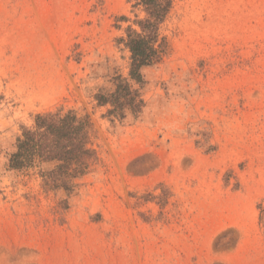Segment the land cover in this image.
Wrapping results in <instances>:
<instances>
[{"label":"rangeland","instance_id":"obj_1","mask_svg":"<svg viewBox=\"0 0 264 264\" xmlns=\"http://www.w3.org/2000/svg\"><path fill=\"white\" fill-rule=\"evenodd\" d=\"M135 3L0 0V264H264V0H173L168 53L100 105L129 77ZM60 109L99 156L70 193L8 168Z\"/></svg>","mask_w":264,"mask_h":264},{"label":"trees","instance_id":"obj_2","mask_svg":"<svg viewBox=\"0 0 264 264\" xmlns=\"http://www.w3.org/2000/svg\"><path fill=\"white\" fill-rule=\"evenodd\" d=\"M135 1V6H141L146 16L137 20L140 29L128 26L121 38L130 51L129 77L123 79L125 84L117 83L114 92L97 93L95 97L100 105L114 104L111 97L115 95L117 98L130 95L129 81L142 82L143 69L160 63L168 53V39L160 30L173 0ZM89 128L88 116H81L74 110L38 114L34 125L23 127L16 138L14 149L8 154V168L26 171L40 167L45 183L56 184L70 193L75 182L87 176L99 160ZM46 165L52 169L43 170Z\"/></svg>","mask_w":264,"mask_h":264},{"label":"bare ground","instance_id":"obj_3","mask_svg":"<svg viewBox=\"0 0 264 264\" xmlns=\"http://www.w3.org/2000/svg\"><path fill=\"white\" fill-rule=\"evenodd\" d=\"M43 83H44V82H43ZM25 84H27V83H25ZM41 85H42V84H40V86H41ZM20 87H21V86H20ZM22 91H23V90H22ZM22 91H21V92H22ZM45 91H46V90L43 89V88L40 89V92H41V93H44ZM49 92H50V91H49ZM30 93H31L32 95H37V94H34L33 92H30ZM54 94H55V93H54ZM26 96H27V95H26ZM25 98H26V97H25ZM43 98H44V97H43ZM46 98H47V97H46ZM46 98H45V99H46ZM45 99H42V100H45ZM28 100H29V99H28Z\"/></svg>","mask_w":264,"mask_h":264}]
</instances>
